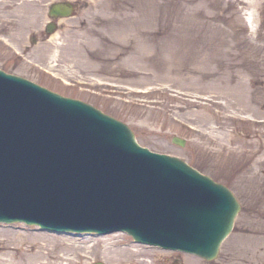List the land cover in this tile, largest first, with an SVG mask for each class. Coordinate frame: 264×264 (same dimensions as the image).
Returning a JSON list of instances; mask_svg holds the SVG:
<instances>
[{"label": "rangeland", "instance_id": "374dc122", "mask_svg": "<svg viewBox=\"0 0 264 264\" xmlns=\"http://www.w3.org/2000/svg\"><path fill=\"white\" fill-rule=\"evenodd\" d=\"M63 1L75 13L49 33L50 6ZM251 1L254 34L246 0H0V68L95 105L242 204L213 260L126 232L58 234L14 223L0 224V262L120 264L105 252L117 242L121 264H264V0ZM213 13L242 21L235 27Z\"/></svg>", "mask_w": 264, "mask_h": 264}, {"label": "water", "instance_id": "95a60500", "mask_svg": "<svg viewBox=\"0 0 264 264\" xmlns=\"http://www.w3.org/2000/svg\"><path fill=\"white\" fill-rule=\"evenodd\" d=\"M73 10L56 3L50 15ZM240 209L227 186L142 147L126 123L0 69V221L125 229L140 242L213 260Z\"/></svg>", "mask_w": 264, "mask_h": 264}, {"label": "bare ground", "instance_id": "6f19581e", "mask_svg": "<svg viewBox=\"0 0 264 264\" xmlns=\"http://www.w3.org/2000/svg\"><path fill=\"white\" fill-rule=\"evenodd\" d=\"M246 1H247L248 4H247V7L246 6L244 7V8H246L245 22H247V24L249 25L251 33L254 34V33L257 32V29H258V27H256V25H255V23L257 22V13H256V9H255V3L253 1H251V0H246ZM213 15L214 16L212 18H214L215 21H217V20L221 21L222 19H226V20L229 19L230 21L233 22L235 27L240 26V25H236V23H240L242 21L238 17H233V16H229V15H226V14L222 15V14L213 13ZM216 25L219 26V23H216ZM236 30L239 31V29H236ZM232 103H234V102H232ZM124 251L125 250H123V248L120 249V247L118 246L117 242L113 243L112 245L106 246V248H105V252L107 253V255L110 256V259H112V260H114V261H116V262H118L120 264L124 263L125 259L119 257V252L121 253V252H124ZM37 263L39 264V262H37ZM0 264H3V262H0ZM21 264H36V263L35 262L34 263H31V262L29 263L28 261H26V262H22Z\"/></svg>", "mask_w": 264, "mask_h": 264}]
</instances>
